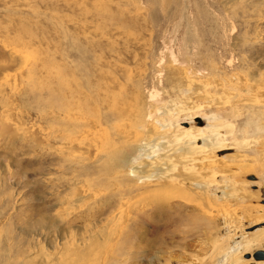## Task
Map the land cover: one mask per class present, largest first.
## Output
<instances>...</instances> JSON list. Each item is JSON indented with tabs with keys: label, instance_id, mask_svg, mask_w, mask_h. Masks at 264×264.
Segmentation results:
<instances>
[{
	"label": "rangeland",
	"instance_id": "1",
	"mask_svg": "<svg viewBox=\"0 0 264 264\" xmlns=\"http://www.w3.org/2000/svg\"><path fill=\"white\" fill-rule=\"evenodd\" d=\"M126 29L138 45L126 41ZM19 36L34 42L23 48L24 68L0 58V261L264 264V235L232 250L240 235L264 226V0H0V40L11 46ZM43 56L59 59L77 83L100 66L117 80L118 106L143 114L155 130L191 128L184 138L216 130L218 146L206 153L215 163L187 160L204 159L202 151L171 154L178 185L150 197L154 185L110 175L117 146V157L123 149L132 161H148L120 143L126 121L114 117L126 116L110 110L100 90L57 88L50 63L30 75ZM81 130L86 137L71 144ZM195 175L207 181L211 215L201 209ZM180 181L192 190L187 198ZM78 249H86L84 259Z\"/></svg>",
	"mask_w": 264,
	"mask_h": 264
},
{
	"label": "bare ground",
	"instance_id": "2",
	"mask_svg": "<svg viewBox=\"0 0 264 264\" xmlns=\"http://www.w3.org/2000/svg\"><path fill=\"white\" fill-rule=\"evenodd\" d=\"M95 0H92V2H94ZM82 3V2H81ZM85 3V2H84ZM94 4V3H93ZM16 8V7H15ZM83 11V9H82ZM82 11H81V14H82ZM110 12V11H109ZM97 13V12H96ZM99 14L101 12H98ZM86 14V13H85ZM98 14V15H99ZM110 15V14H109ZM112 15V14H111ZM117 15V14H115ZM114 15V16H115ZM100 17V15H99ZM57 18V17H56ZM103 18V17H102ZM61 18L59 17V20ZM100 19V18H99ZM58 20V21H59ZM62 20V19H61ZM103 20V19H102ZM86 21V20H85ZM124 21V20H123ZM71 22V21H70ZM61 23V22H60ZM62 24V23H61ZM60 24V25H61ZM70 25L72 27H75L76 30H78L77 28L79 27H76V25H74L73 23H70ZM67 26V25H66ZM86 26H82L80 28L84 29ZM129 27V26H128ZM58 28V26H57ZM69 29V28H68ZM86 29V28H85ZM125 29V28H124ZM87 30V29H86ZM67 32V31H66ZM84 32V31H83ZM116 32V31H114ZM121 33H123L124 37L127 38L126 41H128V43H135L136 45H138V41L137 39H135V37L131 36L132 34L130 33V30L129 29H126L124 31H120ZM119 34V33H117ZM67 35V34H66ZM74 35V34H73ZM72 35V36H73ZM78 35V34H77ZM81 35V34H80ZM78 35V37L80 38L81 36ZM83 35V33H82ZM71 36V37H72ZM85 36V34H84ZM106 36V35H105ZM74 38V36H73ZM94 38V37H93ZM118 38V37H117ZM75 39V38H74ZM87 39V38H86ZM81 41V40H80ZM85 41V39H84ZM89 41V40H88ZM16 44L14 45V42H13V45H7V41L5 39V41H1L0 40V58H3L1 60L5 61L7 64H10V65H14V66H17L18 68H24V60L27 56H25L24 54V50L23 48H28V47H32L34 42L31 40V39H24L23 37H17L16 39ZM76 42V41H74ZM59 43V42H58ZM73 43V41L71 42ZM88 43V42H87ZM90 43V42H89ZM92 43V42H91ZM82 44V42H81ZM93 45V44H92ZM124 45V44H122ZM10 46V47H9ZM74 46V45H73ZM80 46V44H79ZM94 46V45H93ZM19 48V49H17ZM114 51V50H113ZM26 53V52H25ZM27 54V53H26ZM56 54V53H55ZM96 55V54H95ZM99 55V54H98ZM47 56V55H46ZM50 56V55H49ZM64 56V55H63ZM44 57V56H43ZM41 58L40 61H37L35 62L28 70L30 71V75H31V72H33L34 70V66L35 65H38L40 63L43 64V66H45L46 63H50V66L52 65L53 66V69L55 70L56 69V75L55 73L52 74V72L54 71L53 69H50L46 72H51V74L49 75L50 78L53 80V82L57 85V88H68V86H70L69 84L70 83H73V85L75 86V90L78 92V94H81V93H86L83 88H88L90 91V93H94V92H97L100 90L101 92V97L100 99H102L105 103L108 104L109 108H111L110 110H112V108L114 107L113 111L116 115L120 116V114L126 116V117H114L115 120H117L118 118H122L123 120L126 121V126L125 128L123 129H119L117 130V135L121 138L120 139V143L122 144L123 147H128L132 153L136 156H140V157H146L148 159V161H132L133 158H129V156L127 155H124L122 153V151H124L122 149V151L120 152V154L118 155L117 157V147L115 149V151H113L112 153L114 154V157H115V161H116V165L115 166V170H111V172L109 173L110 175H112L113 173L115 174V177H117V179H121L123 176H129V177H132V181L137 185V184H144L145 185H154V189L151 188V190H147L148 193H149V197L150 195L152 196L153 194L155 195V193L163 190V191H167L166 189H168L169 187L173 188L175 186H177L178 184L176 183H171V180H173L174 178L171 177L172 173L170 172V170L172 169V162L173 161H169V159L171 158L170 155L172 154H176L177 152H181L182 154L183 153H186L187 155L189 154L190 156L193 155V153H196V152H199V151H202L203 153L202 154H206L208 151H210V149H213L215 147H217V141L215 140L217 138V132L216 130H213L212 133H210L211 131L208 130L206 132H209L208 134L206 135H200L199 133L203 131V129H197L195 130V134H193V136H190L189 138H184L186 137L185 136V132H187L186 130L188 129H191V128H182L183 129V133L178 131V130H175V131H171L169 132V130L167 129L168 126L165 125V124H161L160 127L161 129L160 130H155L153 129L155 126H151V123L149 120H147L143 114H139L138 112H135L129 108H127V106L125 107H120L118 106V103L123 101V100H120V99H123V97L119 96L120 94V88L118 87L117 85V80L114 76H111V75H107L106 72L104 71H101V69L99 68L100 66H94V72L92 74L89 73V74H86L88 73V71L85 73V81L82 79L81 83H77V80H78V77H76L77 75L73 74V71H67V72H64L62 71V67H67V66H64L63 63L60 62V60H56V61H49L48 58L44 57V58ZM99 57V56H98ZM53 58V57H52ZM51 58V59H52ZM66 58V57H65ZM101 58V57H100ZM60 59L61 60H64L62 56H60ZM102 59V58H101ZM0 60V61H1ZM98 60V59H97ZM99 62H101V60H98ZM105 62V61H104ZM3 63V62H2ZM95 63V62H93ZM107 63V62H105ZM104 63V64H105ZM110 63V61H108V64ZM67 64V63H66ZM97 64V63H95ZM111 64V63H110ZM116 64V63H115ZM113 65V64H112ZM103 63L101 62V68L103 69ZM107 68H111V67H108L107 64L106 66ZM126 67V66H125ZM123 67V65L121 66H118V68L116 67V69L124 72V74L127 73L126 71V68ZM43 68V67H42ZM47 68V67H46ZM100 69V71L98 70ZM38 70V69H37ZM115 70V69H114ZM42 72V71H41ZM99 73V78L97 79L96 77L94 76H98L97 74L95 75V73ZM110 73V72H109ZM113 73V72H112ZM22 74H25V73H22ZM27 74V72H26ZM123 74V73H122ZM123 74V75H124ZM182 74V73H181ZM29 75V76H30ZM113 75V74H112ZM185 75V74H183ZM127 77L130 78L129 74H127ZM180 77V76H178ZM187 77V76H186ZM185 77V78H186ZM128 78H126L128 80ZM184 78V77H183ZM80 79V80H81ZM191 80V78L189 79ZM68 83V84H67ZM191 83V82H189ZM183 84V83H182ZM194 84V83H193ZM53 88V87H52ZM71 88V86H70ZM70 88H68L67 90H70ZM74 88V87H73ZM119 88V89H118ZM118 89V91H117ZM56 90V89H55ZM54 90V91H55ZM66 90V91H67ZM203 90V89H202ZM58 91V90H57ZM55 91V93L57 92ZM60 91V90H59ZM62 91V90H61ZM65 91V90H63ZM65 91V92H66ZM92 91V92H91ZM88 93V94H90ZM99 93V92H98ZM134 94V93H133ZM58 95V94H57ZM65 94H63L62 96H64ZM205 95V93H204ZM61 96V98H62ZM91 96V95H90ZM133 96V95H132ZM139 97V96H137ZM183 97V96H182ZM59 98V97H58ZM65 98V97H64ZM126 99H128L127 97H124ZM135 99V97H134ZM92 100V98H91ZM90 100V101H91ZM119 101V102H118ZM118 102V103H117ZM67 103V102H66ZM141 103V102H140ZM68 104V103H67ZM209 104V103H208ZM213 104V103H212ZM64 106V104L62 105ZM181 106V105H180ZM108 108V107H107ZM183 108V106H182ZM66 109V108H65ZM64 109V110H65ZM72 107H67V109L65 111H67V114L68 115H71L73 116V111L71 110ZM72 112V113H71ZM62 114V113H61ZM66 114V115H67ZM73 114V115H72ZM59 115V114H58ZM63 115V114H62ZM67 117L69 118V121L74 118V117ZM66 118V117H65ZM63 118V121L64 119ZM83 118H88V117H83ZM208 118V117H207ZM73 120V119H72ZM96 125H102V117H97L96 118ZM67 122V121H66ZM69 123V122H68ZM71 124H73L71 122ZM77 124V123H76ZM78 125V124H77ZM83 125L86 126V127H90L91 129L92 128H95V127H92L94 125V122L93 121H84L83 122ZM104 125V124H103ZM72 126V125H71ZM79 126V125H78ZM158 126V125H157ZM81 127V126H80ZM117 128V126H116ZM171 128V127H170ZM206 129V127L204 128ZM63 130V129H62ZM202 130V131H201ZM77 131V130H76ZM194 131V130H193ZM68 132V131H67ZM82 132V130L80 131ZM79 132V133H80ZM205 132V131H203ZM77 134V133H76ZM85 133L82 132L78 135H75L74 139H70V142L71 144H75V141L76 140H83V138H85L86 136H84ZM69 137V136H68ZM115 138V137H114ZM86 141V140H85ZM108 141V140H107ZM114 142V141H113ZM70 144V143H69ZM109 144V143H108ZM111 144V143H110ZM109 144V145H110ZM116 145V144H115ZM70 146V145H69ZM121 146V148H122ZM70 148V147H69ZM120 148V146L118 147ZM223 149V148H221ZM220 149V150H221ZM229 149V148H227ZM114 150V149H113ZM156 152V154H155ZM171 152V153H170ZM171 155V156H172ZM181 156V154H179ZM208 154H206L204 156V159L200 160L196 157H198L199 155H197L195 157V155H193L194 157H191V158H188L187 160L189 161H195L197 162V164H201V163H209L210 165L211 164H214L215 163V159L211 156L210 157V154L209 156H207ZM178 156V155H177ZM156 157V158H155ZM179 157V156H178ZM228 157V156H227ZM135 158V156H134ZM107 159V158H106ZM139 159V157H138ZM143 159V158H142ZM179 159V158H177ZM137 160V159H136ZM144 160V159H143ZM184 160V159H183ZM178 162H180L179 160H177ZM82 162V161H81ZM107 162V161H106ZM201 162V163H200ZM137 163V164H136ZM176 163V161H175ZM180 164H177V166L179 167ZM175 166V165H174ZM203 168V167H201ZM172 171L174 172V169H172ZM202 171V170H201ZM203 172V171H202ZM206 172V171H204ZM195 173V172H194ZM196 174V173H195ZM201 174V173H200ZM206 174V173H205ZM176 175V174H175ZM183 175L186 176V179H191V176L192 174L189 172V173H183ZM202 176V175H201ZM201 176L199 178H201ZM205 176V175H204ZM110 177V176H109ZM178 177V175H177ZM181 178V177H180ZM183 178V177H182ZM193 178V184L195 185V188H198L200 190V192L202 191V195L200 194L199 196V204L202 206V210L208 214V215H211L212 214V207L209 205L210 203L207 202V200H205V197H204V192H205V186H207V181L205 182L198 179L195 175V180H194V176L192 177ZM176 179V178H175ZM174 179V181H176ZM179 179V178H178ZM177 179V180H178ZM204 179V178H202ZM192 181V180H190ZM183 183V182H182ZM133 184V185H135ZM181 184V181L180 183ZM188 183L186 184H181L179 185L178 187L180 188V195H182V197H186V195H190V192L192 191L191 188L187 185ZM211 188V187H210ZM173 190V189H172ZM196 190V189H195ZM175 191V190H174ZM194 191V190H193ZM154 192V193H153ZM178 192V191H176ZM144 193V192H143ZM169 193V192H168ZM192 194V193H191ZM198 194V193H197ZM206 194V193H205ZM210 194V193H209ZM227 194V193H226ZM165 195V194H164ZM208 195V194H207ZM170 196V195H169ZM197 196V197H198ZM154 197V196H153ZM159 194H158V198H159ZM163 197V196H162ZM162 197L160 200H162ZM166 197V196H165ZM164 197V198H165ZM173 197V196H172ZM167 198V197H166ZM165 198V199H166ZM187 198V197H186ZM189 198V197H188ZM208 198V196H207ZM153 199V198H152ZM151 199V200H152ZM155 199V197H154ZM164 199V200H165ZM168 199V198H167ZM201 199V200H200ZM198 200V199H197ZM159 201V200H157ZM156 201V202H157ZM209 201V200H208ZM153 202V200L151 201ZM161 202V201H160ZM154 205V204H153ZM158 205V203H157ZM156 206V205H155ZM157 207V206H156ZM139 209V208H138ZM156 210V209H155ZM121 211V210H120ZM264 211V209H263ZM157 212V211H156ZM137 217H141V213H136ZM249 216V215H248ZM252 216V215H251ZM213 217V216H212ZM259 217V216H258ZM227 218V217H226ZM257 219V217H256ZM250 220V219H249ZM259 221L261 222H264V214L262 216L259 217ZM256 223V222H254ZM260 223V222H258ZM255 225V224H254ZM179 229V228H178ZM121 232V231H120ZM262 235H264V226L262 227H257L254 231L252 232H247L245 234H242L240 235V238L237 242V246L234 247L232 250H245V249H248V246L253 243V242H261L262 241ZM156 238V237H155ZM124 241V239H123ZM216 245V244H215ZM218 247V245H217ZM83 248H86V247H83ZM86 251V249H85ZM85 251L84 250H81V249H78L76 250V253L78 256V259L80 258H83L84 256H86L85 254ZM87 253V252H86ZM70 255V254H69ZM106 255V254H105ZM214 257V256H213ZM84 259V258H83ZM212 259V258H211ZM1 260V259H0ZM67 260V259H66ZM210 260V259H209ZM208 260V261H209ZM74 261V260H73ZM4 262H7V260H4L2 259V261H0V264H5ZM214 263V262H212ZM208 264V263H206Z\"/></svg>",
	"mask_w": 264,
	"mask_h": 264
}]
</instances>
